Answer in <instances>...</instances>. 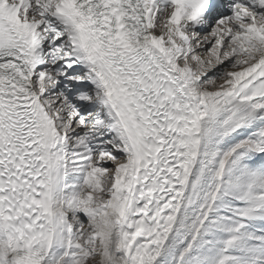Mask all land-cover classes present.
Returning <instances> with one entry per match:
<instances>
[{"label":"snow or ice","instance_id":"1","mask_svg":"<svg viewBox=\"0 0 264 264\" xmlns=\"http://www.w3.org/2000/svg\"><path fill=\"white\" fill-rule=\"evenodd\" d=\"M0 264H264V0H0Z\"/></svg>","mask_w":264,"mask_h":264}]
</instances>
